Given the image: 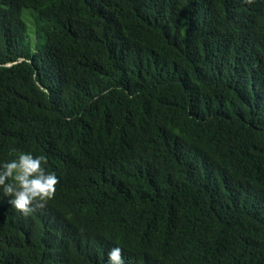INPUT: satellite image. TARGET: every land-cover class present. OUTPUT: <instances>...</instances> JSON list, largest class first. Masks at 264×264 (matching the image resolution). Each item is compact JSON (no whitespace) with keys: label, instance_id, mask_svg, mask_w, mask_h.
<instances>
[{"label":"trees","instance_id":"obj_1","mask_svg":"<svg viewBox=\"0 0 264 264\" xmlns=\"http://www.w3.org/2000/svg\"><path fill=\"white\" fill-rule=\"evenodd\" d=\"M0 264H264V0H0Z\"/></svg>","mask_w":264,"mask_h":264}]
</instances>
